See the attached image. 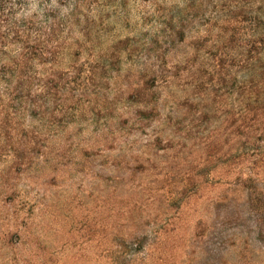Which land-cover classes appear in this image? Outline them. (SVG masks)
Here are the masks:
<instances>
[{
    "label": "rangeland",
    "instance_id": "rangeland-1",
    "mask_svg": "<svg viewBox=\"0 0 264 264\" xmlns=\"http://www.w3.org/2000/svg\"><path fill=\"white\" fill-rule=\"evenodd\" d=\"M89 2L62 106L8 135L0 112V264H264V115L229 43L259 0Z\"/></svg>",
    "mask_w": 264,
    "mask_h": 264
},
{
    "label": "trees",
    "instance_id": "trees-1",
    "mask_svg": "<svg viewBox=\"0 0 264 264\" xmlns=\"http://www.w3.org/2000/svg\"><path fill=\"white\" fill-rule=\"evenodd\" d=\"M89 1L0 0V84L3 90L0 101L3 96L6 98L5 103L0 102V112L5 113L3 119L6 123L1 125L5 135H8L7 123L28 111L27 108L34 115L52 116L57 106H62L66 100L64 94L69 89V72L54 74L51 69H60V55L69 49V31L72 25L80 22V15H83L81 31H91L94 21L82 12L85 7L89 9ZM250 4V12L255 14L249 19V35L245 37V31L241 33L238 31L240 27L234 26L229 43L235 40L236 49L241 50L235 56L239 58L236 71L243 73L238 81V94L248 89L247 117L251 128L257 122V116L264 115V0H259L258 5L255 2ZM39 65L50 71L43 74L44 78H38L40 93H33L31 81L37 75L35 69ZM89 70V76L85 75L88 82L95 75L92 69ZM80 75L78 72L70 82H76ZM156 76L155 73L151 79ZM49 100L54 106H49ZM248 149L253 152L251 156L261 160L257 146ZM251 200L260 201L259 198Z\"/></svg>",
    "mask_w": 264,
    "mask_h": 264
}]
</instances>
